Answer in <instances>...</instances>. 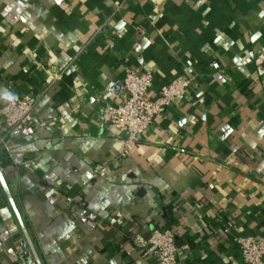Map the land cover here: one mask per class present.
Listing matches in <instances>:
<instances>
[{
  "label": "crops",
  "instance_id": "0c3cea01",
  "mask_svg": "<svg viewBox=\"0 0 264 264\" xmlns=\"http://www.w3.org/2000/svg\"><path fill=\"white\" fill-rule=\"evenodd\" d=\"M127 69L151 96L190 83L121 157L100 114ZM24 95L0 168L42 264H157L133 243L155 228L186 264H245L232 237L264 240V0H0V109ZM21 238L0 185V264Z\"/></svg>",
  "mask_w": 264,
  "mask_h": 264
},
{
  "label": "built area",
  "instance_id": "2783aa9c",
  "mask_svg": "<svg viewBox=\"0 0 264 264\" xmlns=\"http://www.w3.org/2000/svg\"><path fill=\"white\" fill-rule=\"evenodd\" d=\"M153 77L150 71L127 69L123 77V99L116 104H106L100 121L115 129L121 136L123 147L120 156L129 154L132 147L146 133L155 116L162 114L175 99L181 96L190 83L189 78L178 77L162 85L155 96L150 95ZM34 98L24 95L9 98L0 109L7 133L11 137L22 134L32 121ZM245 264H264V240L253 235L234 236ZM133 243L142 254L157 264H186L188 244L178 243L171 229L155 228L149 237L133 236ZM17 264H36L24 238L17 240L11 249Z\"/></svg>",
  "mask_w": 264,
  "mask_h": 264
},
{
  "label": "water",
  "instance_id": "95a60500",
  "mask_svg": "<svg viewBox=\"0 0 264 264\" xmlns=\"http://www.w3.org/2000/svg\"><path fill=\"white\" fill-rule=\"evenodd\" d=\"M0 185H1L6 197L8 199V202H9V204H10V206H11V208H12V210H13L15 216H16V218H17V221H18V223L20 225V228H21V231H22V233H23V235L25 237V240L27 241V243L29 245V248H30V251H31V253L33 255L35 263L36 264H42L38 254H37V251L35 249L34 243H33L32 239H31V237H30V235H29V233L27 231V228H26V226H25V224H24V222H23V220L21 218V215H20V213L18 211V208L16 206L14 198H13V196H12V194H11L9 188H8L7 182L5 180V177H4V174H3L1 168H0Z\"/></svg>",
  "mask_w": 264,
  "mask_h": 264
}]
</instances>
